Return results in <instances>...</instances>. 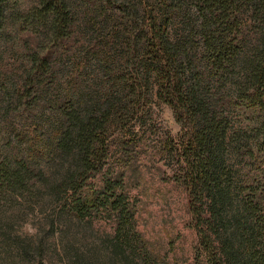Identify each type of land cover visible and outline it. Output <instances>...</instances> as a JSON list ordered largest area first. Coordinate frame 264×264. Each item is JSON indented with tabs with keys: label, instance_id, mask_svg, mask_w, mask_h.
Instances as JSON below:
<instances>
[{
	"label": "trees",
	"instance_id": "16d2710c",
	"mask_svg": "<svg viewBox=\"0 0 264 264\" xmlns=\"http://www.w3.org/2000/svg\"><path fill=\"white\" fill-rule=\"evenodd\" d=\"M76 1L38 0L31 10L35 27L44 29L51 43L71 38L78 15ZM103 1L120 15L119 41L130 69L120 76L122 87L114 86L103 104L96 99L99 91L90 99L72 91V96L61 100L64 106L58 109V119L62 121L52 146L29 149L12 163L7 158L2 161L0 192H28L40 198L47 189L48 201L54 204L63 190L71 189L70 202L49 220L50 227L64 215L73 221L61 230V241L62 233L70 234L76 225L90 227L99 215L114 226V255L123 244L133 249V242L140 239L135 231L136 208L125 190L124 175L104 170V135L113 115L122 123L130 112L133 116L147 112L155 98L172 110L181 126L179 181L186 188L199 244L208 260L211 264H264L262 200L253 192L237 194L240 186L235 180L240 153L251 156L254 149L264 151V117L252 126L235 121L233 115L238 105L264 115V0H193L194 21L182 32L174 30L175 21L180 13L191 15V7L174 10L173 3L179 0H163L159 5L150 0ZM7 5L8 0H0V33ZM31 65L25 81L29 96L35 93L39 78L50 71V62L38 53L32 55ZM249 129L257 132L254 144L241 137ZM47 156L56 162L52 174L45 177V169L37 162ZM89 173L95 180L83 191ZM69 241L67 257L74 252ZM16 245L22 255L29 253L27 246L18 241ZM46 247L47 237H36L31 246L37 256L34 261L48 259ZM79 254L76 251L77 259Z\"/></svg>",
	"mask_w": 264,
	"mask_h": 264
},
{
	"label": "rangeland",
	"instance_id": "374dc122",
	"mask_svg": "<svg viewBox=\"0 0 264 264\" xmlns=\"http://www.w3.org/2000/svg\"><path fill=\"white\" fill-rule=\"evenodd\" d=\"M160 1L163 2L150 0V3L159 5ZM179 1L173 3L174 10L191 7L189 16L176 11L178 18L173 28L182 32L189 21H194L195 4L193 0ZM76 4L78 15L71 38L55 45L45 38L44 29L35 27L36 21L30 17L38 0H8L6 22L0 33V164L6 158L11 163L20 160L29 149L46 150L52 146L62 121L58 119V109L64 106L61 100L72 96V91L85 99L97 97L99 91L96 99L103 104L112 96V88L122 87L120 76L130 71L119 41L120 15L113 5L103 0L95 4L77 0ZM34 53L48 59L50 71L39 78L37 91L29 96L25 81ZM148 104L147 112L134 116L130 112L122 123L113 115L104 135L107 154L104 170L124 175L125 190L136 208L135 231L140 239L133 242V249L119 244L114 255V226L101 215L95 217L90 227L76 225L70 234L62 233L66 239L61 241V230L68 229L72 220L64 215L54 227L49 226V220L70 202L74 194L71 189L63 190L56 198L59 202L54 204L48 201L46 188L40 198L28 192L21 195L3 190L0 192V264H211L199 244L186 188L179 181L177 140L181 126L168 106L155 98ZM233 113L235 121L243 120L246 125L259 123L264 117L263 113L246 111L240 105L235 106ZM247 131L241 132V137L254 144L258 140L257 132ZM254 150L251 156L241 152L236 158L235 180L240 186L237 194H256L262 200L264 214V151ZM55 162L52 156H47L37 163L48 177ZM92 176L89 173L85 178ZM90 180L95 179L90 178L83 191L91 186ZM41 234L47 237L48 259L44 263L34 261L37 256L31 249ZM68 239L75 252L69 257L65 255ZM17 241L27 246L29 253L23 251L25 255H22ZM76 251L80 253L79 259Z\"/></svg>",
	"mask_w": 264,
	"mask_h": 264
}]
</instances>
